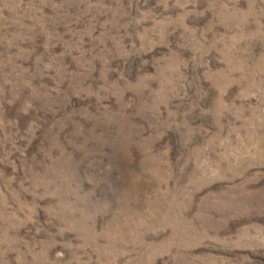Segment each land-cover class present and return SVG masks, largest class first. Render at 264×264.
Masks as SVG:
<instances>
[{"label": "rangeland", "instance_id": "374dc122", "mask_svg": "<svg viewBox=\"0 0 264 264\" xmlns=\"http://www.w3.org/2000/svg\"><path fill=\"white\" fill-rule=\"evenodd\" d=\"M0 264H264V0H0Z\"/></svg>", "mask_w": 264, "mask_h": 264}]
</instances>
